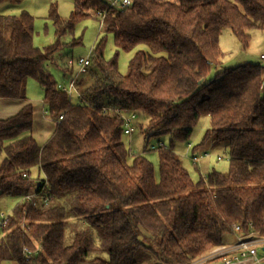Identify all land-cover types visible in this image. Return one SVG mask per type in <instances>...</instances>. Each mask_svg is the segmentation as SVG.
Returning <instances> with one entry per match:
<instances>
[{
	"label": "trees",
	"instance_id": "1",
	"mask_svg": "<svg viewBox=\"0 0 264 264\" xmlns=\"http://www.w3.org/2000/svg\"><path fill=\"white\" fill-rule=\"evenodd\" d=\"M74 1L67 19L51 5L58 40L44 50L34 45L33 16L0 14V99L28 101L32 79L56 124L40 147L33 104L0 120V196L22 199L0 229V264H191L225 245L236 225L264 237V66L213 75L223 30L244 47L251 31L264 32V0H132L127 8ZM94 15L103 35L92 48L93 83L73 103L49 64L61 40ZM108 35L117 51L106 61ZM134 50L121 76L119 53ZM131 115L146 117L139 128L149 138L170 137L158 149L159 179L144 155L129 162L123 136ZM203 116L211 121L203 145L224 144L229 170L196 183L174 143L187 142ZM33 192L41 197L23 200Z\"/></svg>",
	"mask_w": 264,
	"mask_h": 264
},
{
	"label": "rangeland",
	"instance_id": "2",
	"mask_svg": "<svg viewBox=\"0 0 264 264\" xmlns=\"http://www.w3.org/2000/svg\"><path fill=\"white\" fill-rule=\"evenodd\" d=\"M52 4L57 6L58 14L62 19L70 17L74 11V0H5L0 4V14L19 16L23 11L28 12L34 18V45L35 47L44 50L57 43L56 30L53 22L49 19L50 7ZM102 25L100 18L92 16L79 23L76 26L73 34H69L61 40L62 47L56 54L54 62H50L49 67L57 81L64 82L63 63L68 59L73 58H92V48L96 40L101 37ZM251 40L248 47H244L238 39L232 34L230 29L223 30L220 38V47L223 52V57L220 63L213 69L215 72L226 68H233L240 65L251 63L253 65L264 66V60L261 58L264 55V32L255 29L251 31ZM81 39L79 45H74L73 40ZM117 48L114 44L113 35H108L106 48L104 50V59L106 61L114 58ZM136 50L132 52L121 51L118 56V73L121 76H126L129 71V64ZM88 68V73L77 75V89H79L82 98H85V89L93 83L91 80V69ZM77 74L75 71L74 76ZM79 82V84H78ZM28 99L34 97L41 102L44 98V92L39 84L29 79L27 82ZM73 103H78L77 96L72 98ZM46 109V107H45ZM47 110V109H46ZM128 115V114H127ZM48 118L47 115H45ZM49 119V118H48ZM147 119L145 116H136L133 122V132L130 135L123 136V143L131 151L129 162L134 155H144L155 168L156 178L159 179V152L153 151L149 145H157L160 141L169 144V135L154 136L149 138V135L140 130V125H146ZM210 118L203 116L196 124L194 131L187 142L178 141L174 143V151L180 157L183 166L191 175L194 182H199L201 179H206L208 174L213 170L220 173H226L229 170V154L224 144H215L209 140L203 145V140L208 129H210ZM189 144L192 148H196V155L200 158L198 164H194L192 159V148L189 149ZM207 154V156L205 155ZM38 171H32V177L36 178ZM22 199L11 196H0V212L10 214L14 207Z\"/></svg>",
	"mask_w": 264,
	"mask_h": 264
},
{
	"label": "built area",
	"instance_id": "3",
	"mask_svg": "<svg viewBox=\"0 0 264 264\" xmlns=\"http://www.w3.org/2000/svg\"><path fill=\"white\" fill-rule=\"evenodd\" d=\"M108 2L110 7L116 8H127L132 4V0H105ZM103 25V19H101ZM264 60V55L261 56ZM67 68L71 71L69 77L59 84V88L68 94V96L74 97L77 96L78 100H81L82 96L77 89V77L81 74L88 73V68L91 66L90 58H78L77 60L70 58L66 62ZM76 69L77 74L74 76V70ZM78 75V76H77ZM79 84V82H78ZM60 120L63 119V116H60ZM135 115H131L125 118L126 128L125 133L130 135L133 132V122ZM149 148L153 151H156L161 148H166L165 142L160 141L157 145H149ZM191 145L189 149L191 150ZM207 156V154H205ZM194 164H198L200 158L196 155H192ZM26 176V175H25ZM35 197H41L40 194L33 192L32 194L24 197L23 200H30ZM10 214H5L0 212V229L4 228L8 224ZM23 231L28 232L26 223L23 222L21 225ZM234 234H238L240 237L236 243L230 245H222L210 250L205 255L195 259L191 264H234L240 262L246 258H251L257 264H264V259L258 257L257 246L263 239V237H258L257 232L251 231L248 234L242 233L240 226H234ZM41 248L38 247L37 251H40ZM25 254H30L31 250L25 249Z\"/></svg>",
	"mask_w": 264,
	"mask_h": 264
},
{
	"label": "crops",
	"instance_id": "4",
	"mask_svg": "<svg viewBox=\"0 0 264 264\" xmlns=\"http://www.w3.org/2000/svg\"><path fill=\"white\" fill-rule=\"evenodd\" d=\"M40 101L31 98L28 101H20V100H3L0 99V120L10 118L11 116L16 115L20 112V110L27 104L34 105V122H33V137L37 141L40 147H43L48 140L52 137L56 124L50 119L46 118V109L45 104L42 101L41 105L38 104ZM238 234H231L226 236L225 245H230L236 243L239 239ZM264 239V237H263ZM258 257L260 259H264V240L260 242L257 246ZM216 264H220L216 262ZM234 264H257L251 258H246L240 262H236Z\"/></svg>",
	"mask_w": 264,
	"mask_h": 264
}]
</instances>
